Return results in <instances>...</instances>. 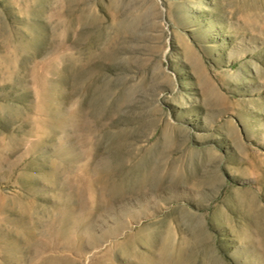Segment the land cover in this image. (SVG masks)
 <instances>
[{
	"label": "rangeland",
	"instance_id": "1",
	"mask_svg": "<svg viewBox=\"0 0 264 264\" xmlns=\"http://www.w3.org/2000/svg\"><path fill=\"white\" fill-rule=\"evenodd\" d=\"M252 201L264 0H0V264H264Z\"/></svg>",
	"mask_w": 264,
	"mask_h": 264
},
{
	"label": "bare ground",
	"instance_id": "2",
	"mask_svg": "<svg viewBox=\"0 0 264 264\" xmlns=\"http://www.w3.org/2000/svg\"><path fill=\"white\" fill-rule=\"evenodd\" d=\"M217 100L220 101V95L216 94ZM246 209L251 215L252 225L247 228H241L240 234L245 240L251 242L256 247L258 257H264V214L260 212V206L255 202H249Z\"/></svg>",
	"mask_w": 264,
	"mask_h": 264
}]
</instances>
